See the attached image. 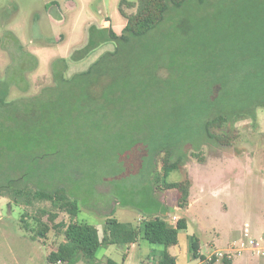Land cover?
I'll return each instance as SVG.
<instances>
[{"label": "rangeland", "instance_id": "374dc122", "mask_svg": "<svg viewBox=\"0 0 264 264\" xmlns=\"http://www.w3.org/2000/svg\"><path fill=\"white\" fill-rule=\"evenodd\" d=\"M45 1L48 0H0L1 86L6 87L11 69L16 81L8 88L7 101L34 96L54 83V71L63 69L69 77L117 45L104 42L78 61L68 56L66 69L54 62L50 66V56L56 51L41 50L36 45L51 40L52 24L45 9H51L52 4L48 6ZM54 1L61 8L62 0ZM186 1L180 8L167 11L160 29L130 42L128 58L144 83L149 82L139 100L144 109L133 114H138L143 123H150L152 115L168 118L174 115L172 102H198L210 86H217L231 105L245 113L252 111L251 116L238 121L227 118L220 128H209L210 137L203 136L197 125L180 133L176 128L173 143L178 144V137L185 139L187 157L177 160L175 167L162 176L163 156L156 161L153 157V144L159 142V137L155 135L152 141L150 136L143 138L144 128L132 127L135 130L126 132L112 122H87L88 125L79 116L68 123L64 135L52 136L44 148L33 143L29 149L24 142L35 138L33 129L23 133L10 129L1 114L0 183L6 185L12 180L0 188V264H47L48 252L62 235L58 231L53 235L47 214L42 213L53 212L52 203L36 199L33 193L57 187L65 188L77 199L76 219L101 232L107 216L135 227L142 220L163 217L159 212L162 208L168 223L180 218L173 219L174 214L181 215L187 228L169 247L176 264L198 263L197 258L187 256V241L192 236L197 256L206 257L216 250L226 253L243 238V225L248 223L252 231L249 235L260 241V252L246 249L230 258L225 254L209 264L233 262L246 253V264H264V242L260 240L264 238V0ZM15 36L19 45L14 42ZM27 51L38 59L36 70L34 67L25 71L21 69L25 64L17 61ZM123 61L127 60L121 54L119 62ZM155 76L158 84L153 81ZM152 96L161 107L159 114L149 108ZM188 114L194 118L199 112ZM169 127L167 123L165 130ZM221 134L230 137L231 145H221L216 140ZM166 164L171 165L170 161ZM185 179L190 183L187 201L178 199V191L163 185L164 181ZM212 189L217 190L213 193ZM176 205H186L188 211ZM58 216L55 222L66 223L69 219L64 212H58ZM37 220L48 223L46 238L36 234ZM158 247L163 246L139 236L134 243L112 244L106 251L117 264H141L146 262L149 250ZM97 253L101 255L102 249ZM94 264L105 263L96 258Z\"/></svg>", "mask_w": 264, "mask_h": 264}, {"label": "trees", "instance_id": "16d2710c", "mask_svg": "<svg viewBox=\"0 0 264 264\" xmlns=\"http://www.w3.org/2000/svg\"><path fill=\"white\" fill-rule=\"evenodd\" d=\"M186 2V0L119 1L118 10L125 19V25L121 33L116 34L109 27L106 34L94 36L92 31L98 29L91 25L87 42L73 48L69 54V59L78 61L86 57L97 45L104 42L117 44L112 51L104 52L85 70L75 72L69 77L64 74L63 69L54 71V83L43 87L34 96L7 101L8 88L11 86V82H16L11 69L8 73L9 81L6 82L5 88L1 86L3 81L0 79V116L2 114L5 117L6 125L10 129L12 127L17 128L21 133L29 128L33 129L34 134H36L35 138H30L24 142L28 148L30 147L29 149H32L33 143H39V147L44 148L50 143L47 140L52 136L64 135L66 131L64 129L68 123H73L72 120L79 119L76 118L79 116L81 119L86 120L85 123L104 121L110 124L112 122L113 126L118 125V128L120 127L126 132L144 128L143 131L146 132L141 134L143 138L150 136L149 138L152 141L155 135L159 137V142L153 144V157L156 161L157 157L163 156L162 160L164 162L161 175L164 176L168 170L175 167L174 163L177 160L187 157L186 148H183L186 143L185 139L182 141L178 137L176 139L178 144L173 143L175 142L173 136L176 128L180 133L182 129L189 130L197 125L203 136L210 137L209 128H220L229 117L233 121H238L251 116L252 113V111L245 113L244 109L240 111L235 104L231 105L224 98L221 87L210 86V90L204 96H201L198 102L193 100L184 103L172 102V113L174 115L168 118H158L152 115L150 123H143L144 120L139 119L138 114H133L144 109L139 100L144 97L143 92L146 86L148 88L149 82L144 83L145 79L138 74L140 71L133 67L132 61L128 58V52L131 50L130 42L133 39L142 38L158 28L165 20V14L170 8L178 9ZM198 2L202 3L204 0H198ZM14 39L16 40L14 42L18 44L19 41L16 36ZM96 39L99 40L96 41L95 45H92L91 41ZM17 48L23 51L22 47ZM121 54L125 55L127 61L119 62ZM18 60L25 64L21 68L25 71H29L36 66L35 57L28 52L22 53ZM20 63L19 66H21ZM54 64L55 66L61 64L64 69L67 68L65 58L58 59ZM159 72L160 69L157 70L156 75L160 79ZM157 77L155 76L153 81L158 84ZM157 84L153 86L154 90ZM155 100L153 96L150 97L149 108L159 114L161 107ZM193 111H198L199 115L191 118L188 113ZM167 123H170V127L166 131L165 125ZM1 126L5 125L2 123ZM132 127L135 129H132ZM141 136L137 139H140ZM171 138L173 139L172 142ZM216 140L221 145H231L232 142L227 134L218 135ZM177 145H180L178 151L176 150ZM167 161H170L171 165H167ZM11 180H8L6 185L0 183V188L8 186ZM163 185L165 189L178 191L180 193L178 199L182 198L187 201L190 187L187 179L176 182L164 181ZM33 196L36 199L47 200L52 203L55 210L49 213L42 210V213L47 214V219L53 230H61V234L65 239L63 243L58 245L56 250L48 252L46 260L49 264H77L79 261L94 264L96 262L95 254L100 246L134 243L139 236L151 244L163 246L158 251L157 264H176L175 257L169 252L168 248L178 242L179 230L186 228L184 218L178 219L174 225H171L163 217L154 216L142 220L138 226L134 227L130 223L118 221L113 216H107L103 225L102 237L99 238L94 225L74 220L79 211L78 201L65 188L38 189L34 191ZM185 206L179 207L183 208ZM58 212L66 213L69 221L67 223L55 222ZM37 222L36 234L46 238V233L50 228L48 223L41 220H37ZM24 228L27 229V226ZM32 236L34 239V235ZM197 251L196 239L194 238L189 242V252L191 256L197 257ZM225 262L226 264L231 263L230 260ZM107 264H114V262L108 260Z\"/></svg>", "mask_w": 264, "mask_h": 264}, {"label": "crops", "instance_id": "0c3cea01", "mask_svg": "<svg viewBox=\"0 0 264 264\" xmlns=\"http://www.w3.org/2000/svg\"><path fill=\"white\" fill-rule=\"evenodd\" d=\"M119 1H121V0H76V1L62 0L61 1V3H62L61 8L59 5L54 4L55 3L54 0L45 1V4L48 6L52 4L51 9H48V8L45 9L46 17L49 20V22L52 24V29H53V30L51 29V34H52L50 36L51 40H47L45 42H39V44H36V45L40 46L37 48H39L41 50H48L50 48H54V50L56 51V54L50 56V59H49L50 66L53 62L57 61L58 59L68 58V56L71 53V51L73 50V48L85 44L87 42V39L89 36V31H90L91 25H94L98 29V30L92 31L94 36H102V35L106 34V31L109 27L116 34H120L124 25H125V19L118 10ZM36 45H34V46H36ZM101 45L102 44H100L99 46H101ZM28 53L33 55L36 59V66L34 68L36 70L37 64H38V59H37L35 53H33L31 51ZM68 67H70L69 63H68ZM216 190L217 189H212L211 192L215 193ZM189 193H190V191H189ZM176 207L180 208L177 205H176ZM181 209L182 210L184 209L183 211H185V212L188 211V208H186V206L181 208ZM159 212H160L161 216H163V217L166 214L164 212L163 208ZM172 217H175V220L179 217L183 218V217H181V215H177V214H174ZM164 219L166 221H168L167 218H164ZM74 220L78 221L76 219V217L74 218ZM177 220H176V222H177ZM68 221H69V219H68ZM56 222H58V221H56ZM175 223L172 222L169 224L174 225ZM245 224H247L249 233L252 232L251 230H249V228H250L249 224L244 223V225ZM244 225H243V229H244ZM186 228H187V223H186ZM96 229H97L99 238H101L102 234H103V228H102V232L97 227H96ZM185 229H181V230H185ZM181 230H179V232ZM56 231L57 230L53 231V235L56 234ZM58 232L61 233V230H59ZM179 232H178V234H179ZM190 239H193V236H192V238H189V240L187 241V252H188L187 256H189V258L191 256V253L189 252V242L191 241ZM64 241H65V239L62 235L61 241L57 244L56 247H52V250H56L58 245L60 243H63ZM124 244L125 243H117L116 245H124ZM110 245H112V244L100 246L96 251L95 257L99 261H104L105 264H107L108 260H111L114 262V264H117L107 254L106 250H107V247ZM162 248L163 247H158L156 249H153V248L150 249L149 253L147 254V259L145 261L147 263L151 262L150 264H157L158 251L161 250ZM100 249H102V253H101V255H98L97 252ZM168 250H169V248H168ZM169 252H170V250H169ZM171 254L175 257V255L173 253H171ZM191 258H192V256H191ZM248 261H249V256L246 253V254H241L238 258H235L234 261L231 262L230 264H238V263L239 264H246V263H248ZM47 264H49V263L47 262ZM55 264H61V263H55ZM77 264H83V263L78 262Z\"/></svg>", "mask_w": 264, "mask_h": 264}, {"label": "built area", "instance_id": "2783aa9c", "mask_svg": "<svg viewBox=\"0 0 264 264\" xmlns=\"http://www.w3.org/2000/svg\"><path fill=\"white\" fill-rule=\"evenodd\" d=\"M173 219H175V217H173ZM242 235H243V238L241 237L240 241L237 242L238 244L235 243L236 245L234 244V247H231L229 249V251H226V253L219 251V250H216L209 256L201 257L202 255H200L197 257H193V258L198 259L197 264H209L214 259L218 260V259L223 258L225 256V254L227 257L230 258L233 255V253L242 252L246 249L257 250V252H260V241L249 235L247 224L244 225ZM260 240L264 242V238H261ZM141 264H148V263L142 262Z\"/></svg>", "mask_w": 264, "mask_h": 264}]
</instances>
